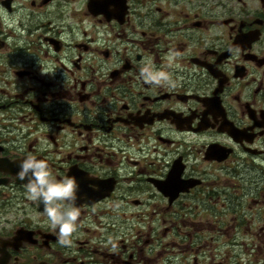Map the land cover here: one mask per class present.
<instances>
[{"label": "flooded vegetation", "instance_id": "1", "mask_svg": "<svg viewBox=\"0 0 264 264\" xmlns=\"http://www.w3.org/2000/svg\"><path fill=\"white\" fill-rule=\"evenodd\" d=\"M0 12V264H231L237 231L264 264V0ZM29 153L79 184L71 247L17 179Z\"/></svg>", "mask_w": 264, "mask_h": 264}, {"label": "clouds", "instance_id": "2", "mask_svg": "<svg viewBox=\"0 0 264 264\" xmlns=\"http://www.w3.org/2000/svg\"><path fill=\"white\" fill-rule=\"evenodd\" d=\"M180 56L179 51L169 49L165 58L171 64ZM137 79L150 87L174 85L171 74L158 69L150 59L142 62ZM19 169L17 179L26 181L24 187L27 199L43 205V215L53 229H58L57 242L63 247H71L81 216V210L76 205L79 190L76 178L66 176L57 179L47 160L38 159L31 153L20 162ZM108 243L113 249L117 247L112 239Z\"/></svg>", "mask_w": 264, "mask_h": 264}, {"label": "rangeland", "instance_id": "3", "mask_svg": "<svg viewBox=\"0 0 264 264\" xmlns=\"http://www.w3.org/2000/svg\"><path fill=\"white\" fill-rule=\"evenodd\" d=\"M242 238L239 236V232L231 237V264H249V257L247 252L243 247L239 246L238 244L241 242ZM249 241L248 239H246ZM250 264H256L253 256L250 258Z\"/></svg>", "mask_w": 264, "mask_h": 264}]
</instances>
